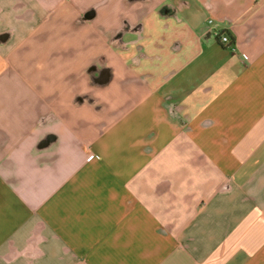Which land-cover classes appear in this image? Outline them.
Instances as JSON below:
<instances>
[{
	"label": "crops",
	"instance_id": "1",
	"mask_svg": "<svg viewBox=\"0 0 264 264\" xmlns=\"http://www.w3.org/2000/svg\"><path fill=\"white\" fill-rule=\"evenodd\" d=\"M0 264H264V0H0Z\"/></svg>",
	"mask_w": 264,
	"mask_h": 264
},
{
	"label": "built area",
	"instance_id": "2",
	"mask_svg": "<svg viewBox=\"0 0 264 264\" xmlns=\"http://www.w3.org/2000/svg\"><path fill=\"white\" fill-rule=\"evenodd\" d=\"M209 22L210 23H212L213 22V20L212 19H210L209 20ZM214 29H212V31H213ZM216 31V30H215ZM220 36V41L222 42V43H230V41H231V39H230V37H229V35H227V34H225V33H223V34H221V35H219Z\"/></svg>",
	"mask_w": 264,
	"mask_h": 264
},
{
	"label": "trees",
	"instance_id": "3",
	"mask_svg": "<svg viewBox=\"0 0 264 264\" xmlns=\"http://www.w3.org/2000/svg\"><path fill=\"white\" fill-rule=\"evenodd\" d=\"M227 35H229L228 33H227ZM230 37V36H229ZM230 39H231V37H230ZM232 40V39H231Z\"/></svg>",
	"mask_w": 264,
	"mask_h": 264
}]
</instances>
